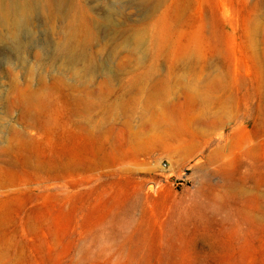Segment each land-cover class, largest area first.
Masks as SVG:
<instances>
[{
  "label": "rangeland",
  "instance_id": "rangeland-1",
  "mask_svg": "<svg viewBox=\"0 0 264 264\" xmlns=\"http://www.w3.org/2000/svg\"><path fill=\"white\" fill-rule=\"evenodd\" d=\"M56 1L32 13L21 40L32 35L51 53L70 21L96 39L126 24L115 43L94 45L99 70L83 86L112 82L108 106L126 99L120 86L131 78L144 90L133 127L109 122L89 137L63 105L46 103L52 126L31 128L12 104L10 74L32 87L38 75L69 84L81 66L42 50L14 57L0 27V167L14 129L25 155L58 170L0 173V264H264V0ZM133 32L146 49L125 46ZM45 94L59 99V86ZM145 129L150 143L126 152L129 132ZM72 159L94 167L67 170Z\"/></svg>",
  "mask_w": 264,
  "mask_h": 264
},
{
  "label": "bare ground",
  "instance_id": "bare-ground-1",
  "mask_svg": "<svg viewBox=\"0 0 264 264\" xmlns=\"http://www.w3.org/2000/svg\"><path fill=\"white\" fill-rule=\"evenodd\" d=\"M143 1L147 3L149 0ZM44 3L48 5L49 0H0V27H4L7 30L6 40L10 45L8 48V52L13 54L14 57H18L20 54H23L29 49L35 51L34 55L37 58L41 57L44 54V52L42 51L47 52V55L50 53L48 51V44H44L40 47L41 49H37L39 46L38 41L35 40L32 35L24 41H22L20 38V33H26L28 31V24L32 13ZM66 3L67 0H57L55 8L61 9ZM106 21L108 24L112 25L109 19H106ZM83 23L84 22H82L80 25H77L74 21L68 22L66 33L62 36L60 41L53 43L52 51L50 53V56L53 59L62 58L67 62H77L76 64L81 66L79 72L72 71V80L69 84L59 82L56 85L55 81H53L52 83L46 82L44 77L38 75V77H36V84L34 85V87H32L31 82L29 81H25V83L23 84H18L16 82V75L10 74V88L15 92L12 104L22 108L24 110V114L30 117V121L32 119V123L31 125H29L31 128L35 127L49 130L51 123L50 121H47V119H50L51 116L46 115L44 109L47 108L45 106L46 103L63 105L64 108H62V110H65L66 113H64V115L71 120L70 125L84 132L85 135L89 137H100L104 133V130L106 129L109 122H111V124L118 123L131 127L136 124L137 116L134 109L135 106L140 105V102L134 98V95H136L138 92H142V90H144V85L143 87L138 88V85H136V80L131 78L130 82H128L126 85L120 86V92L126 97V99L124 101L115 99L110 106L106 105V96H103V90L104 88L108 89L107 92L109 94L111 93L108 85L112 86V74H109L110 76L108 77L105 76L104 82L108 78V82H111V84L107 83L108 85H104V88H101V86L100 88H98V90L87 91L83 86V82L86 79L88 80V75L98 72L99 70L98 65L95 64L92 59V48L101 44H103V46H107L108 44L115 43L114 41L117 40V37L120 36L121 33L129 31V28H127L128 26L124 24L121 27H106L101 31L102 37L96 39L97 35L93 33L92 28H90L86 23ZM110 30H112V32H110ZM130 45H133L135 49H146L148 47L147 41L144 40V37H141L139 34L134 32L131 35L129 44L126 42L125 46ZM152 45V42H150L149 46L152 47ZM134 48L133 50H135ZM149 72L150 71L147 70V72L143 74V77L145 78L144 80L146 81H149ZM144 83L146 84V82ZM58 86L60 94L59 99H55L54 101L50 100L51 97H48L45 92H50L53 90L56 91ZM73 118H78L79 121H74ZM43 119H46L47 122ZM139 120H141L142 122H139L138 125H143L144 119H142V114L139 115ZM145 130L146 131H143L142 133L129 132L127 145L128 147L126 152L138 151L141 146L150 143L151 135H149V130ZM10 131L11 137L13 138L17 146L9 147L7 144L6 146L8 147H6L5 149L3 148V156L6 158L3 163L7 169L0 167V173H2V177L4 178V180H6L8 176H11L13 174L11 172H17L15 174H23L28 170H31L35 173H41L51 176L58 171L56 168L57 166L45 167L38 164L36 160H32L30 158L31 152L30 154L26 153L25 155V149H23V144L25 142L24 132L14 129ZM1 150L2 148H0V151ZM93 164L90 162H85L83 160L75 161L74 159H72L71 161L67 162L65 168L70 171H85L86 169L94 167ZM0 186L4 185L0 184Z\"/></svg>",
  "mask_w": 264,
  "mask_h": 264
}]
</instances>
